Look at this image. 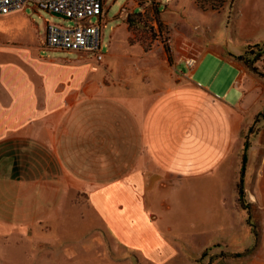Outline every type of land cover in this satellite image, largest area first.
<instances>
[{"label": "crops", "instance_id": "1", "mask_svg": "<svg viewBox=\"0 0 264 264\" xmlns=\"http://www.w3.org/2000/svg\"><path fill=\"white\" fill-rule=\"evenodd\" d=\"M102 1L101 41L112 9L109 0ZM197 1L159 0L164 20L172 13L183 21L166 20L170 56L161 45L147 51L130 41L128 17L155 19V0L121 4L116 10L120 22L112 31L121 28L124 44L134 54L121 53L122 71L109 84L114 87L97 98V84L104 80L93 76L86 88L77 83L75 93L66 97L64 90L74 85V78L69 82L61 64L55 69L43 66V52L0 41V228L22 227V211L31 210L33 195L44 182L54 187L62 183L64 170L97 185L116 177L134 178L133 184L147 178L148 191L170 194L176 189L183 195L180 220L172 224L191 227L178 246L190 253V261L199 259L201 264L215 250L216 260L205 264H264V78L243 60L249 45L264 44V0H250L249 13H231L230 19L226 12L201 9ZM28 9L0 14V19ZM5 28L9 26L0 22L2 40ZM103 50L101 62L83 54L91 71L107 70L116 62L112 51ZM77 74L78 82L79 61ZM65 108L71 118L64 115ZM33 137L47 144L35 151ZM83 147L89 161L81 160ZM37 154L45 160L44 172L32 170ZM16 162L24 168L8 174ZM242 169L254 227L239 204ZM33 212L35 223L25 227L36 236L35 226L46 222ZM149 216L155 222L165 219Z\"/></svg>", "mask_w": 264, "mask_h": 264}, {"label": "rangeland", "instance_id": "2", "mask_svg": "<svg viewBox=\"0 0 264 264\" xmlns=\"http://www.w3.org/2000/svg\"><path fill=\"white\" fill-rule=\"evenodd\" d=\"M126 1L109 0L112 9L108 14L110 20L106 22V28L102 27V45L104 48L107 47L108 52L112 51V56H116V62H113L112 67L107 70L91 71L83 60L82 53L47 47L45 43L47 23L63 27L74 24L44 10H33L30 7L26 13L13 14L3 18L4 20L0 19L2 25L5 23L10 28H5L6 38L0 41L25 44L21 48L32 47L34 52L38 50L43 52L46 59L39 62L43 66L55 69L61 64L62 72L67 75L69 82L74 78V85L68 84L64 90L66 97H70L72 92L75 93L77 83L81 88H86L91 83L90 80H104L103 85L99 82L97 84L96 89L100 90L96 95L97 98L104 93L103 90L114 87V84L112 86L109 84L114 83L122 71L119 62L121 53L134 54L132 49L124 44L121 28H118L115 34L112 31L113 25L120 22L119 11L116 10ZM220 1L225 3L224 11L219 13L226 12L228 15L226 9L230 0ZM237 1L232 13H249L250 0ZM257 13L263 12L258 8ZM145 18L155 29L152 23L155 19L152 20L150 15ZM164 18L165 20L160 16L159 19L162 26L168 30L170 37L171 30L166 20L169 24L180 25L183 21L178 15L172 16V13H167ZM94 21L95 18L90 20L91 23ZM220 32L217 33L221 34ZM111 42H113L112 49ZM156 57L158 54L155 52ZM78 61L81 79L77 82ZM94 68L96 69V66ZM25 70L28 74V69ZM28 86L33 90L32 82H29ZM0 94L2 103L4 93L0 92ZM67 111L70 110L64 112L66 116L70 115ZM68 117L71 118L72 115ZM73 117L78 121L77 116ZM30 143L33 150L38 151L41 145L47 144V140L41 141L38 137H33ZM87 149V147L80 149L81 160L89 161ZM37 159L38 161L31 162L32 170L37 173L44 172L45 160H41L39 154ZM23 168L24 163L16 162L15 165L10 164L6 172L14 174ZM2 170L4 171L5 168ZM89 180L86 177L79 179L64 170L62 183H58L56 187L42 183L41 192L33 195L31 210L26 213L22 211L20 218L22 227L20 225L3 227L10 233L9 237L4 229L0 228V264H200L199 259H196L195 263L190 261V253L178 247L183 245L184 231L191 228L172 224V221L180 220L181 213L178 207L182 205L183 195L179 191L172 189L170 194L157 193L155 189L148 191L145 189L147 178H138L136 184L132 183L136 179L124 177H116L100 185ZM146 201L151 202L152 205L148 206L150 204L147 203L146 205ZM166 203L169 208L165 206ZM34 209L46 222L42 226H35L38 229L36 236L28 232V228L25 227L27 223H35ZM149 214H156L165 219L160 220L158 217V221L155 222ZM3 215L4 213L0 212V218ZM39 229H42L41 233ZM205 254L204 252L202 255ZM217 255L215 250H210L205 255L206 260L201 264H205L207 259L216 260Z\"/></svg>", "mask_w": 264, "mask_h": 264}, {"label": "built area", "instance_id": "3", "mask_svg": "<svg viewBox=\"0 0 264 264\" xmlns=\"http://www.w3.org/2000/svg\"><path fill=\"white\" fill-rule=\"evenodd\" d=\"M30 7L63 17L74 24L63 27L47 23V47L86 54L96 62L103 60L105 53L101 41V22L96 19L103 13L102 0H0L1 15ZM93 18L96 21L91 23ZM249 51L257 50L250 48ZM252 67L264 72V52L256 57Z\"/></svg>", "mask_w": 264, "mask_h": 264}, {"label": "trees", "instance_id": "4", "mask_svg": "<svg viewBox=\"0 0 264 264\" xmlns=\"http://www.w3.org/2000/svg\"><path fill=\"white\" fill-rule=\"evenodd\" d=\"M237 0H230L229 7L226 9L229 18L231 17L232 10L235 7ZM224 2L220 0H200L198 5L201 9L207 10V8L211 9L214 12L224 11ZM147 15L145 14H132L128 17V25L129 31L131 32L132 39L131 42L133 44H140L145 48V50L149 51L153 48V46L161 45L166 53L170 56V37L168 36V30L166 27L162 26L160 22V16L162 13L160 11V2L159 0H155V29L147 23V19L145 18ZM254 48L257 51H249V53L243 57V60L251 65L255 62L256 57L264 52V44H252L249 45V48ZM248 56H252V59H249ZM260 75L264 78V72H259ZM243 171L241 170V178L239 180L238 190H239V204L241 210L245 213L247 222L250 227H254L253 224V213L251 209V205L247 202L244 187H243ZM259 243V236L257 234L256 244ZM199 264V263H195Z\"/></svg>", "mask_w": 264, "mask_h": 264}, {"label": "bare ground", "instance_id": "5", "mask_svg": "<svg viewBox=\"0 0 264 264\" xmlns=\"http://www.w3.org/2000/svg\"><path fill=\"white\" fill-rule=\"evenodd\" d=\"M100 18H101V17H97L96 19H97V20H100ZM251 67H252V66H251Z\"/></svg>", "mask_w": 264, "mask_h": 264}]
</instances>
